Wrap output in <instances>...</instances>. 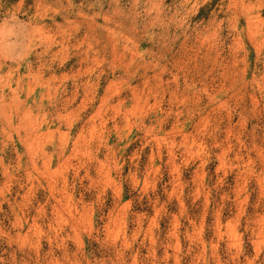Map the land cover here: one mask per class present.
<instances>
[{"label":"rangeland","instance_id":"obj_1","mask_svg":"<svg viewBox=\"0 0 264 264\" xmlns=\"http://www.w3.org/2000/svg\"><path fill=\"white\" fill-rule=\"evenodd\" d=\"M0 264H264V0H0Z\"/></svg>","mask_w":264,"mask_h":264}]
</instances>
